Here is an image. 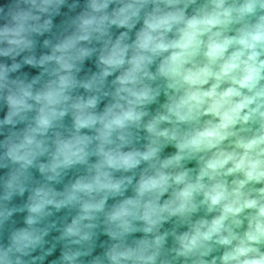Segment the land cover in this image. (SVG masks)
I'll list each match as a JSON object with an SVG mask.
<instances>
[{
    "label": "clouds",
    "instance_id": "clouds-1",
    "mask_svg": "<svg viewBox=\"0 0 264 264\" xmlns=\"http://www.w3.org/2000/svg\"><path fill=\"white\" fill-rule=\"evenodd\" d=\"M0 112V264H264V0H5Z\"/></svg>",
    "mask_w": 264,
    "mask_h": 264
},
{
    "label": "water",
    "instance_id": "water-1",
    "mask_svg": "<svg viewBox=\"0 0 264 264\" xmlns=\"http://www.w3.org/2000/svg\"><path fill=\"white\" fill-rule=\"evenodd\" d=\"M4 2H5V0H0V3H4ZM81 2H83V0H81ZM62 11H66V9H62ZM62 18H63V17H57V18H55V19H54V23H57V24H58ZM137 27H139V25H138ZM113 31H114L115 33L118 34V31H121V30L113 29ZM40 39H41V41H42V40H43V37L40 38ZM38 51H39V49H38ZM89 63H90V62H89ZM24 71H27V72H29V73L32 74V75L38 74V70H37V69H33V68H30V67H25ZM162 99H163V97H161V100H162ZM102 107H103V103L101 104V108H102ZM153 107H154V106H153ZM3 115H4V113H3V112H0V118H2ZM67 119H70V118H66V120H67ZM172 151H174V149H172L171 147L165 149V152H166V153H168V152H172ZM188 166H189V167H192L193 165H192V164H189ZM57 187H60V186H57ZM129 194H130V193H129ZM111 202H112V201L110 200L109 203H111ZM16 220H17L18 223H20V222H21V217H20V216H17V217H16ZM101 239H106V237H101ZM97 251H99V249H98ZM55 255H58V252H57ZM53 258H55V256H54V257H50L49 259H53Z\"/></svg>",
    "mask_w": 264,
    "mask_h": 264
}]
</instances>
